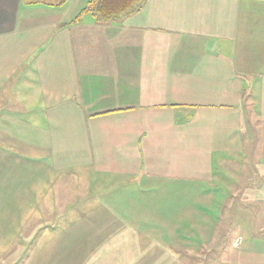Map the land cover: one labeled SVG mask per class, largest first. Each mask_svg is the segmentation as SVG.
Listing matches in <instances>:
<instances>
[{
	"label": "crops",
	"instance_id": "crops-1",
	"mask_svg": "<svg viewBox=\"0 0 264 264\" xmlns=\"http://www.w3.org/2000/svg\"><path fill=\"white\" fill-rule=\"evenodd\" d=\"M90 1L0 0V143L30 126L48 179L136 187L133 216L76 202L85 256L130 264L131 241L153 240L156 264H264V183L224 173L246 155L252 96L264 109V0H144L117 24L80 17ZM161 191L170 214L144 196Z\"/></svg>",
	"mask_w": 264,
	"mask_h": 264
},
{
	"label": "rangeland",
	"instance_id": "rangeland-1",
	"mask_svg": "<svg viewBox=\"0 0 264 264\" xmlns=\"http://www.w3.org/2000/svg\"><path fill=\"white\" fill-rule=\"evenodd\" d=\"M118 22L123 23V19L116 21V24ZM252 98L257 103L244 113L248 119L247 129H244L248 135L246 155L240 160L229 162L224 172L227 174L226 183H264V109L260 107L263 100L260 96ZM26 128L18 130V146L0 143V264H113L106 259V251L94 257L83 254L80 249L88 241L85 238L81 240L77 235L78 232L83 233V226L87 230L90 225L71 222L69 217L77 220L76 212L79 213L81 208H78L79 202H76L85 200L88 195L93 202L103 206L104 211L112 204L118 215L133 216L136 209H132L129 202L134 203L133 199L137 198L136 187L121 186L116 191L94 193L74 189L72 176L53 175L48 179V170L46 167L44 169L43 162L35 160V156L30 153V126ZM11 146H16L21 153L16 155L8 152L12 151ZM6 147L10 150H6ZM235 167L242 170V175L238 176L240 181L234 180ZM174 195L162 191L144 193L147 199L153 198L160 204L165 203L167 206L161 204L158 208L165 214H170ZM143 225L149 226L148 223ZM131 242L130 264H156V260L166 259L165 252H161L153 240H138L140 245L136 241ZM200 258L203 264L214 263L207 254Z\"/></svg>",
	"mask_w": 264,
	"mask_h": 264
},
{
	"label": "trees",
	"instance_id": "trees-1",
	"mask_svg": "<svg viewBox=\"0 0 264 264\" xmlns=\"http://www.w3.org/2000/svg\"><path fill=\"white\" fill-rule=\"evenodd\" d=\"M144 0H92L80 14L93 13L101 22L119 21L136 13Z\"/></svg>",
	"mask_w": 264,
	"mask_h": 264
}]
</instances>
